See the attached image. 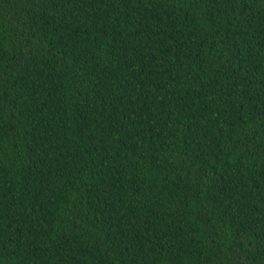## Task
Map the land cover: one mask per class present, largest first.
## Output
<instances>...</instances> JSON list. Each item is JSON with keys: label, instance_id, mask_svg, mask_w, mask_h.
<instances>
[{"label": "trees", "instance_id": "16d2710c", "mask_svg": "<svg viewBox=\"0 0 264 264\" xmlns=\"http://www.w3.org/2000/svg\"><path fill=\"white\" fill-rule=\"evenodd\" d=\"M0 264H264V0H0Z\"/></svg>", "mask_w": 264, "mask_h": 264}]
</instances>
